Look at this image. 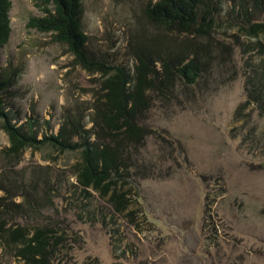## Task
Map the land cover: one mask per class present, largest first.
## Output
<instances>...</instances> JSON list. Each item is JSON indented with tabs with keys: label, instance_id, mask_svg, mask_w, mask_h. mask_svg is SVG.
<instances>
[{
	"label": "rangeland",
	"instance_id": "rangeland-1",
	"mask_svg": "<svg viewBox=\"0 0 264 264\" xmlns=\"http://www.w3.org/2000/svg\"><path fill=\"white\" fill-rule=\"evenodd\" d=\"M10 1L11 32L0 49V65L15 73L3 94L6 109L18 124L33 121L37 139L57 132L65 115H82L91 128L106 76L76 64L49 32L26 26L42 14L35 0ZM144 1L82 0L88 46L106 65L132 69L134 43L162 37L143 17ZM234 34L218 18L203 38L210 49L197 83L178 84L177 100H157L150 109L145 123L152 132L137 156L149 171L122 187L130 199L125 211L91 189L80 192L79 151L37 143L10 154L1 120L0 211L63 235L52 264H264V113L247 106L234 118L246 99L247 66L256 61ZM174 36L179 45L196 38ZM45 179L52 185L47 195ZM33 180L43 188H31ZM18 204L24 217L16 216ZM0 264H18L1 244Z\"/></svg>",
	"mask_w": 264,
	"mask_h": 264
},
{
	"label": "trees",
	"instance_id": "trees-1",
	"mask_svg": "<svg viewBox=\"0 0 264 264\" xmlns=\"http://www.w3.org/2000/svg\"><path fill=\"white\" fill-rule=\"evenodd\" d=\"M35 6L42 14L30 16L26 26L49 32L53 41L66 46L76 64L106 77L101 95L93 104L91 128L85 127L82 115H65L57 132L43 133L37 139L33 121L18 124L6 109L3 94L13 85L15 73L0 65V120L10 143L7 151L18 156L25 147L37 143L48 144L59 152L79 151L74 173L80 192L87 195L89 189L95 191L116 212L130 205L122 187L130 184L129 179L137 180L149 171L137 156L144 138L152 132L145 123L150 109L157 100H177L178 84L197 83L207 65L202 55L210 49V42L203 38L209 39L208 30L218 18L236 28L233 36L238 38L242 53L256 57L255 62L246 65V99L237 107L234 118H243L247 106L264 113V0H145L143 17L161 31L162 37L134 43L132 69L124 64L106 65L88 46L81 25L82 0H35ZM10 8V0H0V49L11 32ZM175 34L185 38L193 34L196 38L185 39L179 45L173 41ZM43 182L47 195L52 185L46 179ZM30 187L39 190L43 184L33 180ZM16 213L24 217L26 212L18 204ZM126 215L132 219L134 211ZM63 241V235L51 226L21 224L0 211V244L18 264H52Z\"/></svg>",
	"mask_w": 264,
	"mask_h": 264
}]
</instances>
